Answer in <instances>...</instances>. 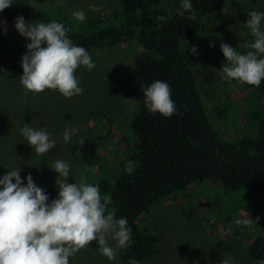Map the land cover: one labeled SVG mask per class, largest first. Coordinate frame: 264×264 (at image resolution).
<instances>
[{
    "label": "rangeland",
    "instance_id": "rangeland-1",
    "mask_svg": "<svg viewBox=\"0 0 264 264\" xmlns=\"http://www.w3.org/2000/svg\"><path fill=\"white\" fill-rule=\"evenodd\" d=\"M148 1L153 3L154 9L170 16L176 12L175 0ZM32 4L52 20L60 18L74 29H79L85 21L74 19L72 12L77 9L95 11L106 26L118 27L122 23L119 18L121 8L109 0H32ZM252 10L264 12V0H240L237 7L225 10L216 22L207 25L192 43L181 47L194 72L209 121L229 143L257 137L264 114L263 109L256 111L261 106L259 101L253 104L254 111L248 112L249 101L237 93V82H224L216 72L225 62L221 43L237 47L240 52L249 51L243 45L253 37L244 35L247 30L243 24ZM4 22L0 13V28H6L8 35L6 42H20L25 50L29 41ZM192 47H196V54L191 53ZM142 52L136 41L110 44L89 52L96 67L92 71L85 67L76 70L75 75L84 92L71 98H65L55 90L26 93L19 77L11 78L9 70L19 68L21 64L2 65L0 62V163L10 169L20 168L21 178L31 175L41 188L56 185L58 174L49 166L57 159L71 165L69 182H78L82 176L89 183L112 180L139 144L132 129L139 105L129 96L123 80ZM15 54L13 49L10 56ZM209 77L212 79L208 82ZM219 109L227 111L225 117L218 115ZM93 111L104 112L109 124L91 120ZM24 123L33 128L45 127L56 141L55 148L43 156L35 154L20 135ZM66 127L78 130L68 144L62 139ZM86 139L93 140L98 148L99 162L93 168L85 165L81 157L78 160L73 152ZM247 215L253 222L249 226L235 223ZM140 227L147 234L160 238L159 255L151 264H220L224 254L230 255L234 264H257L258 260L249 257L247 249L264 234V197L249 190L230 192L220 181H204L151 207L142 216ZM70 264L124 263L119 249L116 258L110 261L97 251L93 241L77 251L70 258Z\"/></svg>",
    "mask_w": 264,
    "mask_h": 264
},
{
    "label": "trees",
    "instance_id": "trees-1",
    "mask_svg": "<svg viewBox=\"0 0 264 264\" xmlns=\"http://www.w3.org/2000/svg\"><path fill=\"white\" fill-rule=\"evenodd\" d=\"M239 1L191 0L192 12L183 9L181 0H175L176 12L170 16L154 9L148 0H109L121 8L119 18L122 23L118 27L106 26L104 19L92 10L85 12V21L81 22L79 29L60 18L55 19L69 29L68 35L73 42L88 52L129 41H136L143 49L123 80L129 96L139 105L132 123L139 144L112 180L93 182L99 185L101 194L110 196L109 210L115 209L117 217H126L132 230L131 246L119 249L124 264H128L129 259L151 264L157 258L160 238L147 234L140 227V220L151 207L177 192L200 182L220 181L230 192L249 190L264 197V114L257 137H245L239 143L223 140L209 121L194 72L181 49L182 44L192 43L225 10L237 7ZM2 15L13 27L18 16H23L26 23L53 21L35 7L32 0H13V5ZM161 16L165 19H158ZM7 38L6 32L0 28L1 64H21V57L27 49L21 48L20 42L10 40L7 43ZM13 49L16 54L11 57ZM9 70L11 78L23 74L22 67ZM211 79L209 77L207 81ZM154 80H164L171 87V99L177 106V112L171 117L149 113L144 107L143 87ZM237 93L249 101L248 112L254 111L253 104L258 101L261 106L256 111L264 110V81L258 87L237 83ZM226 112L219 109L217 113L225 117ZM90 118L107 121L102 111H93ZM73 152L90 168L99 162L98 148L91 139L82 141ZM129 161L133 162L131 173L126 170ZM9 170L0 163V176ZM43 189L49 201L58 195L56 185ZM247 254L254 260L264 259V234L248 247Z\"/></svg>",
    "mask_w": 264,
    "mask_h": 264
},
{
    "label": "clouds",
    "instance_id": "clouds-1",
    "mask_svg": "<svg viewBox=\"0 0 264 264\" xmlns=\"http://www.w3.org/2000/svg\"><path fill=\"white\" fill-rule=\"evenodd\" d=\"M181 3L185 11L194 12L191 0H181ZM12 5L13 0H0V13ZM72 16L77 21L85 20L83 9L74 10ZM262 25L264 12L252 10L247 13L244 35L253 37L243 45L249 49L247 52L221 43L225 62L216 72L222 81L256 87L264 81ZM14 28L29 41L21 57L23 74L19 76V83L26 93L55 90L65 98L83 94L76 70L85 67L92 71L96 64L84 47L73 42L63 23L55 20L26 23L23 16H18ZM190 51L197 53L196 47ZM171 93L170 85L164 80H154L144 86L145 109L152 114L171 117L177 112ZM77 132L74 127H66L62 136L64 143H70ZM20 135L35 154L41 156L56 146L45 127L33 128L24 123ZM49 167L58 174V195L51 201L31 175L21 179L20 168L0 176V264H70V258L93 241L97 251L111 261L116 258L118 249L131 246L132 230L127 218L117 217L115 209L109 210L111 198L101 194L99 185L89 183L83 176L78 182H69L71 165L63 159L55 160ZM126 170L132 172V161L128 162ZM235 223L249 226L253 222L247 215ZM128 264H140V261L129 259ZM220 264H234V260L224 254ZM257 264H264V259L258 260Z\"/></svg>",
    "mask_w": 264,
    "mask_h": 264
}]
</instances>
